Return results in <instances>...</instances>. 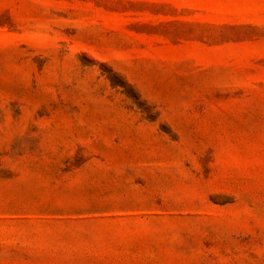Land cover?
Segmentation results:
<instances>
[{
  "label": "rangeland",
  "instance_id": "374dc122",
  "mask_svg": "<svg viewBox=\"0 0 264 264\" xmlns=\"http://www.w3.org/2000/svg\"><path fill=\"white\" fill-rule=\"evenodd\" d=\"M0 264H264V0H0Z\"/></svg>",
  "mask_w": 264,
  "mask_h": 264
}]
</instances>
